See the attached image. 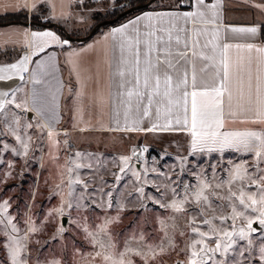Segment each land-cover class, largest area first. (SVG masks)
<instances>
[{"label": "snow or ice", "instance_id": "snow-or-ice-1", "mask_svg": "<svg viewBox=\"0 0 264 264\" xmlns=\"http://www.w3.org/2000/svg\"><path fill=\"white\" fill-rule=\"evenodd\" d=\"M73 2L87 9L86 13L79 15L81 21H86L91 16H100V12L88 6L85 0H59L61 17L71 15L63 9L66 3L70 6ZM153 3L154 0H109L106 5L111 10L112 16L138 13L126 22L111 27L105 34L119 38L117 47L120 55L116 75L119 77L118 87L125 90L118 95L128 97V101L122 103H127L130 110L133 96L140 98L141 101L146 98L143 116L147 117L152 114L154 99L162 96L167 103L182 106L183 119L177 117L175 123L190 133L192 151L207 150L209 153H222L226 148H235L250 153L253 158L252 163L228 161L229 167L225 169L223 164L217 161L208 163L207 167L198 165L197 171L188 170L182 164L180 173L175 177L160 173L167 183H153L155 196L145 193L144 185L148 181L143 179L140 172H133V175L141 181V186L136 189L139 193L137 198L139 210L143 212L148 206L145 201H150L158 211L143 218L137 216L124 232H116L115 226L123 221L121 212L131 211L135 206L129 209L121 202L116 207V215L108 214V210L113 209L111 190L105 192L103 187L93 188L89 194L88 186L92 181L82 179L76 173V169L84 167L91 169L92 165L75 164L73 161L74 166L66 168V181L62 180V183L67 184L69 199L62 200L57 208L48 213L53 218L64 215L65 208L76 213L77 218L71 221L70 228L61 223L52 237L44 242L51 248L54 241H60L59 247L52 248L47 254L37 249L40 254L32 256L29 230H22L17 223H14L15 218L8 212L9 201L4 200L0 203V225H3L0 229V253L3 254L0 255V264H167L165 257H172L173 254L176 257L183 256L185 259H173L172 264H264V235L258 240L254 237V234L264 233V71L257 69V74L253 77L251 67L245 69L248 95L242 107L245 116L241 122L251 123L256 127L222 131L225 128L223 97L227 93L231 107L233 95L227 58L222 61L223 78L215 86L204 90L197 88L196 70L193 64L191 91H189L188 70L177 69L179 60L174 62L170 59L173 56L170 50L172 40L170 22L174 19H183L187 22L197 16L203 18L205 13L202 9L214 10L217 4L206 5L204 0H196L194 11H157L152 7ZM45 4L52 9L57 7L56 0H31L30 6L37 20L50 19L48 15L41 16L40 10ZM3 7L7 9V5ZM20 7L28 9L29 0H23ZM174 7L179 8L180 5L176 4ZM254 7L264 11V3L256 4ZM215 16L216 13L213 11V17ZM162 21L168 22L169 27H160ZM109 23L115 21L100 19L95 27L99 28ZM231 31L247 34L253 39L264 38V20L257 21L252 26L233 27ZM22 34L27 45L28 30L25 29ZM163 34L167 35V39H164ZM30 35L39 51H43L44 46L49 43L68 46L71 44V36L62 38L53 31H32ZM176 41L177 43L180 41L178 35ZM231 47V44H224L225 53ZM236 47L239 48L241 45ZM243 47L264 53V47H258L255 43H247ZM126 49L131 54V59L125 57ZM153 53H155V62H153ZM142 55L143 68H141ZM175 55L182 59L187 53L178 52ZM28 60L29 57L25 54L20 61L6 67L25 72L28 70ZM3 70L0 68V72ZM173 70H176L175 79ZM239 71L237 69V89L242 96L244 77L239 75ZM129 75L135 82L132 87H126L132 84V81L126 79ZM0 79L5 77L0 76ZM39 83V80L34 79V84ZM141 85L144 91L139 90ZM174 93H178L179 98L173 100ZM41 95L33 90V103L38 114L43 112L40 105ZM189 97H191L190 121ZM28 102L27 95L17 103L15 96L9 99L7 93H0V144L3 145L4 150H8L9 145L4 143L3 138L15 137V140L20 142L22 151H17L15 148L12 151L23 156L28 155L32 136L26 131L21 134L20 130L37 128L43 130L48 127L47 124L40 122L35 125L31 121L23 124V116L13 113L8 108V105L14 104L17 109L23 108L24 111H28ZM77 111L79 112L80 109ZM170 111V108H165V115ZM248 114H251V117ZM116 115L119 117L118 111ZM160 115L158 107L157 119ZM235 115L237 113L229 112V116ZM48 119L53 125L55 124L54 117L49 116ZM119 122L117 119L116 123ZM136 123L133 121L134 125ZM125 126L127 127V112ZM171 127L172 121L167 120L164 125L153 123L147 129L133 127L131 130L155 132L158 128L168 130ZM61 134L65 137L69 135L66 131L63 133L56 131L55 127L46 132L49 140L55 145L61 143L60 140L55 139ZM63 144L68 145V140L64 139ZM143 151H147V148L145 147ZM82 155L80 152L74 153V157ZM139 155L133 150L131 156H120L119 173L124 174L126 170H131L132 158H138ZM11 167L12 165H9V168ZM152 171L155 172L156 169ZM185 171L189 176L195 177V184L184 182L181 174ZM221 173L227 178H219ZM11 175L12 172L9 171L7 176ZM113 175L117 180L121 178L117 173ZM3 179L0 177V182ZM100 179L102 184L106 183L102 177ZM78 185L81 188L79 192L76 191ZM57 187L59 188L60 185ZM95 193H99V196ZM97 211H103L104 215H96ZM24 223L27 225V220ZM39 231L41 228L33 221L30 232L36 234ZM66 234L68 240H65ZM78 236L82 237V240H79ZM36 243L39 244V241ZM181 243L183 247L180 246Z\"/></svg>", "mask_w": 264, "mask_h": 264}, {"label": "crops", "instance_id": "crops-1", "mask_svg": "<svg viewBox=\"0 0 264 264\" xmlns=\"http://www.w3.org/2000/svg\"><path fill=\"white\" fill-rule=\"evenodd\" d=\"M109 0H85V3L93 9L100 4H106ZM23 0H0V16L7 14H25L27 21L19 20L8 23H0V93H7L8 98L13 96L16 102L20 103L25 95L28 98L27 109H17L15 105H8L13 113L26 116L22 121L27 124L31 121L34 125L37 122L47 124L48 128L55 127L58 132H68L69 136L79 134H127L159 136L160 138H173L176 142L181 141L185 147L186 153L193 152L191 149V135L186 130L176 125V118L183 119L182 106L169 104L162 96H157L152 105L150 116H143V110L146 105V98L141 101L140 98L133 96L131 98V109L127 107L128 97L118 95L125 89L118 87L119 77L116 75L117 61L120 55L118 37L106 36L105 34L111 27L118 26L126 22L131 16L118 21L115 24L108 25L96 30L83 31L84 25L88 20L81 21L79 15L87 12L83 5L77 6L73 2L70 6L64 7L63 11L71 13L61 17V8L59 0H56L57 7L52 9L45 4L40 10L41 16L48 15L50 19L41 18V25L33 22V16H36L31 8L23 9L20 5ZM164 3V2H163ZM206 5L217 4L214 10L202 9L204 17L197 16L185 22L183 19H174L171 24V44L170 50L175 62L179 60L177 69H187L189 72V91H191V71L195 64L197 88L204 90L215 86L223 78L224 64L222 61L227 58L229 65V81L232 89L231 107L227 93L224 94V130H244L256 126L251 123H242L245 114L242 111L243 105L247 101V76L245 69L249 66L252 69L253 77L257 74V69L264 71V53L255 50H248L243 47L247 43H255L258 47H264V38L253 39L247 34L233 33V27L252 26L255 22L264 20V11L254 7L256 4L264 3V0H204ZM7 5V9L3 7ZM180 7L175 5H165L153 7L157 11H194L196 0H182ZM213 11L216 16L213 17ZM214 20V22H213ZM155 24V21H153ZM162 28H168L169 23L162 21ZM27 29L29 36L28 43L25 44L23 31ZM53 31L62 38L71 36V44L60 45L49 43L44 46L43 51H39L36 43L33 41L30 33L32 31ZM63 30L64 33L61 32ZM142 32L144 29H141ZM164 39H167V35ZM180 37L179 43L176 36ZM231 44L232 47L224 51V44ZM241 45V47H236ZM186 52L187 55L182 59L175 54ZM29 57L27 71L19 72L16 69H9L6 66L20 61L24 55ZM125 57L131 59V54L126 49ZM153 62H155V53H153ZM249 62H251L249 64ZM141 68H143V55L141 56ZM237 69L239 75L244 77L243 95L237 89ZM175 79L176 70H173ZM142 76V72H141ZM23 77V78H21ZM34 79L39 80V84H34ZM132 81V84L126 87H132L134 80L131 75L126 77ZM255 82V81H254ZM39 94L40 105L43 112L37 113L36 105L33 103V90ZM144 91L142 85L139 89ZM173 100L179 98L178 93L173 94ZM200 98H198L199 100ZM160 108L161 115L159 119L156 116L157 108ZM165 108L171 111L165 115ZM188 116L191 119V97L188 99ZM80 109L78 112L77 110ZM119 112V117L116 113ZM127 112V127L125 126V113ZM229 112L237 113L235 116H229ZM22 113V114H21ZM251 117V114H248ZM54 117L53 125L48 117ZM81 116L83 117L81 119ZM119 119V124L116 120ZM167 120L172 121V127L168 130L158 128L155 132L150 131H132L133 127L147 129L153 123L164 125ZM133 121L137 123L134 125ZM48 128L31 129L32 142L39 146L40 156H45L44 144L49 141L46 135ZM21 132H27L29 129H21ZM63 135V134H62ZM13 137V136H8ZM15 140V137H13ZM4 140H8L7 137ZM41 142V144L39 143ZM33 144V145H34ZM177 145V144H176ZM44 155V156H43ZM39 160L38 170L40 172L42 163ZM37 170V172H38ZM38 182V181H37Z\"/></svg>", "mask_w": 264, "mask_h": 264}, {"label": "rangeland", "instance_id": "rangeland-1", "mask_svg": "<svg viewBox=\"0 0 264 264\" xmlns=\"http://www.w3.org/2000/svg\"><path fill=\"white\" fill-rule=\"evenodd\" d=\"M108 3L100 4L96 8L100 12V16L89 17V23L83 24V31L91 32L97 29L95 25L100 19L115 21L122 16L118 14L115 18L110 19L112 15H110L111 10L106 7ZM179 3L176 0L165 1L164 3L158 2L152 7L176 5ZM103 25H110V23ZM23 120L26 121L25 119ZM29 130V135H31L30 132L32 130ZM40 131L42 132V130ZM23 133L24 131L21 132V134ZM7 139L4 140V143L9 145L8 150H4L3 145L0 144V177L4 178L0 182V203L8 200L10 205L8 212L15 218L14 223H17L18 227L22 230L29 229V243L32 245V256L34 257L40 254L37 249L47 254L52 248H58L61 243L60 241H54L51 248L45 245L44 242L52 237L56 228L61 223L65 227L70 228L71 221L77 218L76 213L67 208L64 210V215L59 218H53L48 215V213L61 204L62 200L67 201L69 199L67 184L62 183V180L66 181V168L73 167V161L75 164L92 165L91 169L86 167L76 169V173L82 179L92 181L88 186L89 194H91L93 188L103 187L105 192L111 190L113 209H109L108 214L116 215V207L121 202L129 209H133V206H135L131 211L121 212L123 221L115 226L116 232H124L125 229L131 226L137 216L143 218L144 216H151L158 211L150 201H145L148 206L143 212L139 210L137 199L139 193L136 189L141 186V181L133 175V172H140L143 179L148 181L144 185L145 193L155 196L156 190L153 187V183H167V180L160 173H167L175 177L176 174L180 173L182 164L188 170L197 171L198 165L207 167L208 163H216L217 161H220L223 167L227 169L229 167L228 161H232L233 163L247 161L251 164L253 160L250 153L243 150L238 151L235 148H226L222 153H209L207 150L200 152L197 150L187 154L181 141L176 142V139L173 137L169 140L167 138H160L159 136H133L124 133L115 134V136L109 134H87L84 137L74 133L67 137L61 134L55 138L61 141L59 145L53 144L50 140L44 144L43 147L46 150L45 156L43 155L44 157L39 155L38 148L40 145L34 144L38 143L37 141L31 142L28 155L23 156L17 155L16 152L12 151L13 148L17 149V151H22L20 142L11 140L14 139L13 137H7ZM64 139L68 140V145L63 144ZM39 143L41 144V142ZM145 147L147 151H143ZM133 150L140 154L139 157L132 158L130 164L131 170H126L124 174H120L119 167L121 165L118 158L120 156H131ZM76 152H80L83 155L74 157V153ZM181 157L186 159L181 160ZM39 160L40 163L44 160L40 170V180L37 178V175L40 173L38 170ZM9 165H12V167L9 168ZM152 169H156V171L153 172ZM9 171L12 172L11 176H7ZM113 173L121 175V178L117 180ZM181 175L185 183H196L195 177L189 176L187 171ZM94 177L95 179H93ZM101 177L106 183H101ZM219 178L226 179L227 177L221 173ZM57 185H60V187L58 188ZM80 190V186H76V191L79 192ZM95 195L99 196V193H95ZM96 215L103 216L104 212L97 211ZM25 220H27V225L24 223ZM33 221L41 228V231L36 234L30 232ZM2 228L3 225H0V229ZM262 235L264 233H257L254 234V237L258 240ZM68 239L69 237L66 234L65 240ZM78 239L82 240V237L78 236ZM36 241H39V244ZM180 246L183 247V243ZM0 255L3 254L0 253ZM229 255H232V253H229ZM176 258L185 259L183 256L176 257L173 254L172 257H165V260L167 264H172V260Z\"/></svg>", "mask_w": 264, "mask_h": 264}, {"label": "trees", "instance_id": "trees-1", "mask_svg": "<svg viewBox=\"0 0 264 264\" xmlns=\"http://www.w3.org/2000/svg\"><path fill=\"white\" fill-rule=\"evenodd\" d=\"M165 1H172V0H154V3H153V5L154 4H156V3H158V2H161V3H163V2H165ZM176 1H182V0H176ZM152 5V6H153ZM136 12H133V13H129V14H126V15H122L119 19H117V20H115V23H117L118 21H121V20H123V19H126L127 17H129V16H131V15H133V14H135ZM118 15V14H117ZM116 15V16H117ZM111 18H115V16H110V19ZM19 20H25V21H27V16H25V14H7V15H4V16H0V23H8V22H14V21H19ZM33 22L36 24V23H38V25H41V23H43L42 21H41V19H39V20H37L36 19V16H33ZM115 23H110V25L111 24H115ZM106 26H108V25H102V26H100L98 29L100 30L101 28H103V27H106ZM61 32L62 33H64L63 32V30H61ZM1 53V52H0ZM1 54H0V59H1Z\"/></svg>", "mask_w": 264, "mask_h": 264}, {"label": "bare ground", "instance_id": "bare-ground-1", "mask_svg": "<svg viewBox=\"0 0 264 264\" xmlns=\"http://www.w3.org/2000/svg\"><path fill=\"white\" fill-rule=\"evenodd\" d=\"M48 128V127H47ZM52 130L51 128H48V131ZM37 178L40 180L41 179V172L37 175ZM37 192V191H36ZM31 214V213H30ZM29 230V229H28Z\"/></svg>", "mask_w": 264, "mask_h": 264}, {"label": "water", "instance_id": "water-1", "mask_svg": "<svg viewBox=\"0 0 264 264\" xmlns=\"http://www.w3.org/2000/svg\"><path fill=\"white\" fill-rule=\"evenodd\" d=\"M94 30H96V29H94Z\"/></svg>", "mask_w": 264, "mask_h": 264}]
</instances>
